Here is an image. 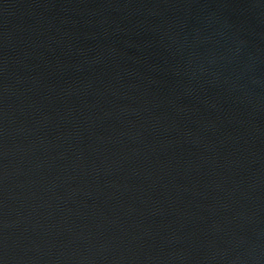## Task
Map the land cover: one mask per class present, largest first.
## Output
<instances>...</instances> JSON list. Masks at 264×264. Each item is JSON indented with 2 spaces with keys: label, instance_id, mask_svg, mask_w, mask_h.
<instances>
[{
  "label": "water",
  "instance_id": "obj_1",
  "mask_svg": "<svg viewBox=\"0 0 264 264\" xmlns=\"http://www.w3.org/2000/svg\"><path fill=\"white\" fill-rule=\"evenodd\" d=\"M0 264H264V0H0Z\"/></svg>",
  "mask_w": 264,
  "mask_h": 264
}]
</instances>
